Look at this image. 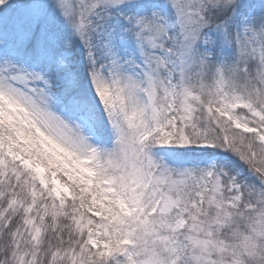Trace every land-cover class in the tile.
Segmentation results:
<instances>
[{"label": "snow or ice", "instance_id": "obj_1", "mask_svg": "<svg viewBox=\"0 0 264 264\" xmlns=\"http://www.w3.org/2000/svg\"><path fill=\"white\" fill-rule=\"evenodd\" d=\"M0 264H264V0H0Z\"/></svg>", "mask_w": 264, "mask_h": 264}]
</instances>
